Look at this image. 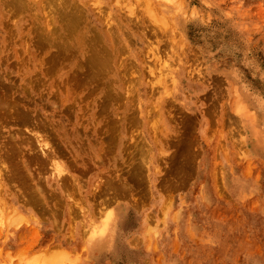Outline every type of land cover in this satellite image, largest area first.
I'll return each mask as SVG.
<instances>
[{
    "label": "rangeland",
    "instance_id": "374dc122",
    "mask_svg": "<svg viewBox=\"0 0 264 264\" xmlns=\"http://www.w3.org/2000/svg\"><path fill=\"white\" fill-rule=\"evenodd\" d=\"M10 1L0 0V25H3L0 27V82L5 81L4 85L0 83V93H2L0 96L6 93L5 97L8 101L10 96V110L14 111L12 108L15 106V109L20 110V107L24 109H22L23 116L20 114L21 111H17L18 113L15 111L8 113L11 115L10 118L4 117L9 116L8 114L1 113L7 107L0 111V127L4 125L1 127L2 129L0 128V132H2V134L0 133V145L5 146L0 148V159L3 160L0 161V200L3 199V204L0 201V206L2 205L0 207V210L2 209L0 212V236H2L0 237V264H264V0H22L20 4L23 6L20 4L15 6L20 0H17L18 2ZM73 6L74 8H72ZM48 7H53L54 10L52 12V9H49L52 14L49 13L47 16L52 15V17L50 16L51 20L46 25V21L50 19L46 14L44 15ZM68 7L72 8V13L76 10L77 13L82 11L81 17L79 16L80 18L77 19H81L80 23L79 21L73 22L74 20L69 22L66 19L71 25L77 24L73 27L69 25L74 32H69L71 28H68V23H65L66 16H63ZM58 10L63 11L61 17H64L62 19L64 25L60 14L56 13ZM69 14L70 11L68 14L66 13L67 18H74L73 14L72 16ZM40 15H44L43 21ZM101 15L106 19L104 21L110 22V25L108 22L106 25ZM57 18L60 19L56 20ZM3 19L4 21H2ZM5 22L10 23L12 27L7 26ZM35 22H37L38 27L42 24L40 29L31 27V25L36 24ZM91 24L93 30L97 31L100 36L97 39L101 42L97 40L98 44L96 45L97 34L94 37L92 30H90L92 29ZM24 25L25 28H22ZM51 27L58 29L55 30ZM35 29L37 33L39 31L44 33L41 34V38L45 35L48 37L49 34L50 42L44 43V47L37 43L39 40L41 43L47 42V40L42 41L39 38L40 33L36 34ZM65 30L71 33V37ZM63 35L64 37H62ZM26 37H30V40L35 38V40L32 39L33 42L29 39L26 41ZM69 37L70 39H68ZM91 37L94 40L90 39ZM128 37L131 38L128 39ZM85 38L89 41L87 39L83 41ZM113 39H116V43L111 42ZM65 43H68L66 47L67 45L70 47L69 58L67 56L69 47L68 50L59 48L65 47ZM121 43H124V46ZM25 44L30 45L25 47ZM60 44L61 46H58ZM89 44L91 48L95 47V54L110 52L111 59L105 62H109L111 65L108 67V63L105 64L107 67H103L104 71L108 68L105 74H102L101 66L97 68L99 61L95 60L96 64L94 65H97L95 68L102 75L95 68L94 70L93 66L86 65L85 60L90 59L87 56L94 55L91 50H88ZM101 44L105 45L101 46ZM56 45L58 48L55 47ZM87 45L89 46L87 47ZM99 47H107L108 49L104 48L105 51H102L101 48L100 52L97 50ZM118 48L122 52L126 49L125 53H121ZM50 49L51 54L55 56L50 54ZM117 50L121 53L119 57H116L119 54ZM63 53H66L65 59H56L57 54L60 58H64ZM43 55H47L46 58ZM99 55L94 56L98 57ZM19 57L22 59L21 62ZM53 57H56L55 61ZM94 58L92 57V59ZM98 58L95 59L98 60ZM101 58L99 60L104 64V58H102L103 61ZM125 58L128 59L125 60ZM17 60L21 63L20 65ZM82 60L86 66L92 69L91 72L94 75H91L93 76L91 79L98 80L100 82L99 87L97 86L98 81L95 82L89 78L87 79L93 83L87 82L88 84H85L84 81L91 72L88 69V74L84 75L87 72L83 69L85 68L84 62L81 63L83 65H79V67H83V71L77 74L78 69H81L76 68V61L82 62ZM25 61L29 63L30 67ZM131 63L135 67H132ZM91 64L93 65V63ZM128 64L130 70L127 71L126 65ZM167 66L169 67L167 68ZM20 67L23 69L21 70ZM71 68H76V71H71ZM120 68L124 73L122 71H120L122 74L118 73ZM39 71L40 73H38ZM46 71L50 73L48 74ZM69 71L73 72L74 75L77 74L75 75L76 78L74 76L76 80ZM34 73L35 75H33ZM98 74L99 79H94ZM83 75L85 79L81 82ZM70 76L73 79H69ZM24 77H27L28 80ZM33 77L36 80H30ZM40 77H44L43 81L39 80L42 79ZM33 81H36V89L32 87V85L35 86ZM109 82L110 87L113 88L107 87L114 92L106 89L105 86L109 85ZM6 84L10 87H7ZM92 84L97 86L96 89H91L94 86ZM63 85L65 86L63 87ZM74 86L76 87V89L74 88L75 91ZM55 89L57 93L54 91ZM72 89L74 97H72ZM102 89L106 91L103 92L105 94H102ZM39 92L41 93L39 94ZM50 92L54 99L56 98L55 100ZM109 92L113 94L111 95ZM15 94L21 99L19 101V98H14V102L17 101L18 103L16 105L11 102ZM99 95L103 96L100 97ZM106 95L108 96L105 102L103 97ZM21 96L25 97V100ZM81 96H85L83 97L84 100ZM89 96L91 99L88 98ZM109 96L112 99L114 96L117 97V100L114 98L117 103L113 104L114 101ZM3 97L4 95L2 98L0 97L3 100V102L0 100V105L4 104V100H7ZM35 97L37 98L35 99ZM87 98L88 100H86ZM98 99L105 103L98 102ZM39 100L40 102H38ZM99 103L98 107L97 104ZM46 104L49 105L47 109ZM1 106L3 107V105ZM26 107L31 109H26ZM104 107L105 111H99V114L98 110L104 109ZM63 108L64 110H62ZM9 109L6 112H10ZM26 110L31 112L27 111L26 114ZM28 112L32 118L27 116L26 119L24 116L28 115ZM79 112L81 114H78ZM96 112L97 115H95ZM108 113L109 115H107ZM13 115L18 117L15 120H19L18 122H23L22 119H26L30 123L31 119L34 122L38 117L43 124L40 125L42 123L40 120L31 122L33 126L27 124L26 120L24 122L27 125L24 122L25 125L19 124L12 121L17 118H13ZM104 115L107 116L108 120ZM19 116L24 118L20 121ZM109 122L112 124L108 125ZM46 123H48L47 126L44 125ZM75 123L78 126L74 125ZM34 125H38L39 128L34 127ZM97 126L98 129H96ZM8 128L13 130V133H10L12 131ZM14 128L17 131L19 128L18 132L20 133L15 132ZM20 130H23V133ZM24 131H26L25 134ZM108 134H113L115 139L113 138V141L107 140V137L110 136ZM5 135H8V139ZM9 136H12V141L18 138V140L16 139L18 142L14 140L16 147L24 146L22 149L21 147H19L20 149L17 148L19 152L21 151L19 154L17 150H13L14 145L10 151L7 148L11 143ZM23 136L27 139H24L25 142L21 140ZM38 136H40L39 143H41L40 141H43L44 144L50 142L52 144L48 145L51 147L48 148V145H45L48 148L45 149L44 144L41 147L36 142L35 145L40 148L34 146V142L31 143L30 139L35 141L37 137L38 141ZM45 136L51 137V139L48 141ZM103 136L104 140H102ZM20 137L22 138L20 139ZM28 138L33 144H30L31 149L28 148ZM83 141L87 146L86 148L82 143ZM8 142L10 143L7 144ZM53 142L56 145L60 142V146H56ZM53 146L56 148L54 149ZM62 146L64 151L61 150ZM35 147L36 149H34ZM43 147L47 152L42 150ZM23 148L28 152L32 151V153L25 154L24 152L27 151ZM4 149H7L9 154L13 156V159H9L11 161H8L10 156ZM39 149L42 152L38 151ZM23 153L25 156L22 155ZM42 153L45 157H41ZM35 154L39 157L33 158V160L32 155L34 157ZM49 155L52 156V161L55 159L54 162L57 165L53 164L55 165L53 166L51 165L52 162H48L45 166L44 158ZM63 155L65 156L63 157ZM2 156L6 159H3ZM50 156L47 158L49 161L51 160ZM27 157H30L31 163ZM12 160L13 162L18 161L14 163L15 166L9 165L10 162L13 163ZM96 160L103 162L97 163ZM88 162L91 164V169L89 167L88 172L83 171L84 168L88 169L87 166L90 165ZM38 164L43 166L41 165V170L37 173L35 171H39L37 169ZM2 165L4 169L1 168ZM19 165H22V168ZM18 166L19 168H17ZM98 169L99 171H97ZM132 169L135 170L133 173ZM4 170L6 173H3ZM81 172L82 174H80ZM39 174H43L42 177H39ZM56 174L60 176L57 175V178ZM64 174L67 177H69L68 174L70 177L73 176L72 179L70 177L69 179L65 178V180H69L65 183L69 184L67 185L69 187L61 184V181L62 183L65 182L64 178L61 177V175L64 177ZM25 176L28 178L25 179ZM29 177L31 178L30 181ZM60 177L61 179H59ZM21 178L25 181L23 182ZM40 178L43 182L39 180ZM74 178L75 180H73ZM109 178L113 181L116 180L117 184H121L116 185L110 180L112 186L109 184L110 186L107 187L104 182H107ZM30 182L33 186L35 185L34 190L40 196L33 192L32 187L29 189L37 195H35L36 200L38 197L41 200L34 201V199L31 201L35 197L31 196L33 194L31 191L27 192L31 185ZM36 182L39 184L41 182V185L38 184L37 186ZM51 182L55 184L53 183V185ZM74 184L78 191L75 188L72 189ZM103 184L106 186L103 187ZM124 184L129 188H125ZM41 186L47 191L39 190L38 187ZM97 187L98 190H96ZM101 187L104 188L102 189L103 194ZM124 188L128 192H125ZM53 189L56 194L58 193L57 195H54ZM94 190L97 192H93ZM104 190L107 192L111 190L112 192H106V197ZM123 190L124 194H122ZM50 191L54 193L51 194ZM100 191L104 199L101 198V194L97 196ZM24 192L31 196L28 201H25L27 198L24 196ZM45 192L51 194L52 197L51 195V198L45 197L47 195ZM66 192L67 195H65ZM113 192L119 195L112 196ZM108 194H111L112 197L109 195L111 197L109 198ZM19 195L24 199L20 198ZM53 195L58 196V199L60 197V200L58 201ZM69 196L70 199H68ZM114 196L115 198H113ZM77 197L82 201L81 204L84 203L80 206L74 200L77 204L71 205L70 203ZM105 197L107 200H111L107 201ZM49 199L50 201H48ZM101 201L106 204L103 205ZM41 202L44 206L41 205ZM55 203L57 204L55 205ZM76 208L79 211H76ZM97 208L101 211H98ZM69 210L71 214H69ZM16 212L23 215L19 214V216ZM39 212L42 213V216ZM17 215L18 217L25 216L28 219L26 220L27 223L22 217L23 222H18ZM70 216L73 219L72 223H70ZM3 217L8 219L4 220ZM54 219L55 221H53ZM63 224L64 226H61ZM32 227L35 228L34 231H32ZM5 232L7 233L5 234ZM32 232L37 234L36 240L35 235L32 236ZM70 232H72V236ZM94 236L95 238H93ZM27 242L30 244L28 245ZM24 243H27L26 246Z\"/></svg>",
    "mask_w": 264,
    "mask_h": 264
},
{
    "label": "bare ground",
    "instance_id": "6f19581e",
    "mask_svg": "<svg viewBox=\"0 0 264 264\" xmlns=\"http://www.w3.org/2000/svg\"><path fill=\"white\" fill-rule=\"evenodd\" d=\"M7 1L9 2L10 0H7ZM13 1L18 2L19 0H18V1H17V0H13ZM20 1H21V2H20ZM20 1H19V3H17V4H16V2L13 3V9H14V4H16L15 6H18V4L22 3V0H20ZM23 1H24V0H23ZM25 1H26V0H25ZM51 1H52V0H51ZM3 2H4V1H3ZM10 2H11V1H10ZM39 2H40V1H39ZM41 2H42V1H41ZM43 3H44V2H43ZM75 3H76V2H75ZM24 4H25V2H24ZM44 4H45V6H47L46 3H44ZM9 5H10V4H9ZM20 5L23 6L22 4H20ZM20 5H19V7H20ZM11 7H12V5H11ZM19 7H18V8H19ZM61 7H62V5H61ZM42 8H43V7H42ZM50 8L52 9V12H53L54 8H53V7H50ZM50 8L48 7L47 11H48ZM55 8H57V7H55ZM72 8H74V6H73ZM72 8H71V9H72ZM75 8H76V7H75ZM0 9H1V8H0ZM51 9H50V10H51ZM62 9H63V7H62ZM68 9H69V10H68ZM68 9H67L66 13L68 14V11H70V14H69V15L72 16V14H73L74 18H72V17H68V18H67L66 13H64L65 15L62 14L63 16H66L65 19H64V20H65V23L67 24V23H68L67 21L72 22L73 20H74L73 22L79 21V23H80L81 19H80V20H77V19H79V18L81 17V15H82L81 12H82V11H81L80 13H77V10L74 9V10H76V12H75V11H74V12L77 13V14L75 15L74 12L72 13V10L70 9V7H68ZM16 10H18V9H16ZM22 10H23V9H22V7H21V11H22ZM50 10L48 11V13H46L47 11H46V12L44 11V12H45L44 15L46 14V16H47V14L49 15V13L52 14V12H51ZM59 10H60V8H59ZM59 10H58V12H56V13H57V14H60L59 16L61 17V13H63V11L60 12L61 10H60V11H59ZM79 10H80V9H79ZM3 11H4V10H3ZM19 11H20V9H19ZM35 11H36V10H35ZM10 12H11V11H10ZM10 12H9V13H10ZM78 12H79V11H78ZM2 13H3V12H2ZM19 13H20V12H19ZM27 13H28V12H27ZM42 13H43V12H42ZM42 13H41V14H42ZM32 14H33V13H32ZM35 14H36V13H35ZM103 14H104V13H103ZM12 15H13V14H12ZM44 15H43V16L40 15V17H42V18H41L42 21L44 20V19H43ZM77 15H78V17H76ZM104 15H105V14H104ZM106 15H107V13H106ZM3 16H4V15H3ZM13 16H14V15H13ZM50 16L52 17V15H50ZM50 16H49V17L47 16V17L50 18ZM57 16H58V15H57ZM59 16H58V17H59ZM79 16H80V17H79ZM101 16H103V15H101ZM101 16H100V17H101ZM1 17H2V16H1ZM7 17H8V16H7ZM9 17H10V16H9ZM15 17H17V16H15ZM15 17H14V20H15ZM47 17H46V20L48 19ZM105 17H106V16H105ZM2 18H3V17H2ZM17 18H18V17H17ZM17 18H16V19H17ZM21 18H22V17H21ZM36 18H38V16H36ZM55 18H56V17H55ZM63 18H64V17H61V21H62V23H63V21H64V20H62ZM106 18H107V17H106ZM0 19H1V18H0ZM18 19H19V18H18ZM31 19H32V18H31ZM58 19H60V18H57L56 20H58ZM66 19H67V21H66ZM68 19H71V20H68ZM75 19H76V20H75ZM107 19H110V18L108 17ZM12 20H13V18H12ZM50 20H51V18H50L49 20H47V21H46L47 23H45V24L48 25V23H49L48 21H50ZM104 20H106V19H105L104 16H103V21H104ZM2 21H4V19H3ZM17 21H18V20H17ZM33 21H34V19H33ZM38 21H39V19H38ZM59 21H60V20H59ZM28 22H29V20H28ZM57 22H58V21H57ZM93 22H94V21H93ZM104 22H106V21H104ZM107 22H108V21H107ZM107 22H106V25H107ZM12 23H13V21H12ZM35 23H36V24L34 25L35 27L31 25V27H32L33 29L36 28V27H38L37 22H35ZM50 23H51V22H50ZM77 23H78V22H77ZM108 23H109V25H110V22H108ZM5 24H7V23L5 22ZM14 24H15V23H14ZM24 24H25V23H24ZM27 24H28V23H27ZM45 24H44V26H45ZM56 24H57V23H56ZM75 24H76V23H75ZM75 24H74V25H75ZM93 24H94V23H93ZM104 24H105V23H104ZM1 25H2V24H1ZM1 25H0V27H1ZM9 25H10V23L7 24V26H9ZM25 25H26V24H25ZM25 25H24V27H22V28H25ZM36 25H37V26H36ZM63 25H64V23H63ZM69 25L72 26V27L74 26V25H71V23H70V24L68 23V24H67L68 28L70 27ZM76 25H77V24H76ZM2 26H3V25H2ZM5 26H6V25H5ZM28 26H29V25H28ZM41 26H42V24H41ZM41 26H39L38 28L40 29ZM52 26H53V25H52ZM55 26H56V25H55ZM90 26H92V29H90V30H92V33L94 34V37H96L95 35L97 34V37L95 38V42H97V43L92 42V43H95V45H96V44H98V41H97V40H99V39H97V38H100V36L98 35L99 33H97V31H94V30H93V29H94V28H93V25L91 24ZM90 26H89V28H91ZM104 26H105V25H104ZM11 27H12V26L10 25V28H11ZM48 27H49V26H48ZM62 27H63V26H62ZM75 27H77V26H75ZM108 27H110V26H108ZM26 28H27V27H26ZM43 28L45 29V27H43ZM51 28H55V27H51ZM56 28H57V27H56ZM56 28H55V30H56ZM63 28H64V27H63ZM70 28H71V27H70ZM104 28H105V27H104ZM36 29H37V28H36ZM36 29H35V32H36ZM57 29H58V28H57ZM65 29H66V28H65ZM72 29H73V28H71L69 32L73 31ZM105 29L107 30L108 28L106 27ZM6 30H7V29H6ZM30 30H31V28H30ZM41 30H42V28H41ZM68 30H69V29H68ZM108 30H109V29H108ZM117 30H118V29H117ZM12 31H13V30H12ZM21 31H22V30H21ZM37 31H39V30H37ZM50 31H51V29H50ZM65 31H66V30H65ZM28 32H29V31H28ZM55 32H56V31H55ZM67 32H68V31H66V33H67ZM69 32H68L67 34H68V36L71 37V33H69ZM73 32H74V31H73ZM95 32H96V33H95ZM21 33H22V32H21ZM38 33H40V31H39ZM38 33L36 32V34H38ZM46 33H47V32H46ZM48 33H49V32H48ZM66 33H64V34H66ZM41 34H42V32L40 33L39 38L42 39V41L46 39L47 42H44V41H43V43H41V40L38 39L40 42L38 41L37 44L40 43V44H42L41 46L44 47V46H43L44 43L47 44V43L50 42V40L48 39V38H49V34H48V37H46V35H45V36H43L42 38H41ZM43 34H44V33H43ZM43 34H42V35H43ZM124 34H125V33H124ZM126 34H127V33H126ZM126 34H125V35H126ZM29 35H30V34H29ZM58 35H59V34H58ZM121 35H122V34H121ZM125 35H124V36H125ZM127 35H128V34H127ZM31 36H33V35H31ZM37 36H38V35H37ZM37 36H36V38H38ZM59 36H60V35H59ZM89 36H91V35H89ZM62 37H64V35H63ZM66 37H67V36H66ZM70 37H69L68 39H70ZM92 37H93V36H92ZM92 37H91L90 39H93ZM126 37H127V36H126ZM26 38H27V39H25L26 41H27L28 39L30 40V37H29V38L26 37ZM50 38H51V37H50ZM53 38H54V37H53ZM53 38H52V39H53ZM55 38H56V36H55ZM129 38H131V37H128V39H129ZM32 39H33V38H32ZM32 39L30 40L31 42H33V41L35 40V38L33 39V41H32ZM62 39H63V38H62ZM65 39H66V38H65ZM86 39H87V38H85L83 41H85ZM128 39H127V40H128ZM48 40H49V41H48ZM93 40H94V39H93ZM93 40H92V41H93ZM103 40H104V39H103ZM115 40H116V39H113L111 42L114 41V42L116 43ZM64 41H65V40H64ZM87 41H89V39H87ZM99 41H100V40H99ZM104 41H106V40H104ZM54 42H55V41H54ZM100 42H101V41H100ZM107 42H108V41H107ZM121 42H122V41H121ZM25 43H27V42H25ZM89 43H90V42H89ZM118 43H119V41H118ZM127 43H128V42H127ZM31 44H32V43H31ZM46 44H45V45H46ZM51 44H54V43H51ZM58 44H59V43H58ZM61 44H62V43H61ZM61 44L58 45V46H61ZM66 44H68V43H65V45H64L65 47H59V48H60V49L63 48L64 50H65V49L68 50V47H69V46L67 45V47H66ZM82 44H83V43H82ZM86 44H87V42H86ZM90 44H91V43H90ZM90 44H89V45H90ZM121 44H122V43H121ZM123 44H124V43H123ZM123 44H122V45H123ZM26 45H27V44H25V47H26ZM29 45H30V44H29ZM29 45H27V46H29ZM48 45H50V44H48ZM89 45H87V47H88ZM95 45H94V46H95ZM104 45H105V44H104ZM104 45L101 44V46H104ZM41 46H39V47H41ZM58 46L56 45L55 47L58 48ZM70 46H71V44H70ZM92 46H93V45H92ZM119 46H121V45H119ZM123 46H124V45H123ZM31 47H33V46H31ZM55 47L53 46V49H55ZM84 48H85V47H84ZM101 48H102V47H99L97 50L101 52ZM104 48H105V49H108L107 47H103V48H102V51H103V50L105 51ZM120 48H122V47H120ZM120 48H118V50H119ZM123 48H124V47H123ZM123 48H122V49H123ZM24 49H26V48H24ZM45 49H46V48H45ZM80 49H81V48H80ZM122 49H121V50H122ZM26 50H27V49H26ZM88 50H89V51L91 50V53L94 54V55H96V54L99 55V54H100V55L98 56V57H100V58L103 56L102 58H104V62L107 61L108 59H109V60L111 59V58H110V57H111V54H110L109 50H106V52H109V53H107V54H106L105 52H104L103 54H102V52H101V53L98 52V53L95 54V51H96V50H95V47H94V48H91V45H90V48H89ZM88 50L86 49V51H88ZM113 50H114V49H113ZM118 50H117V51H118ZM125 50H126V49H125ZM125 50H123V52L120 51V50H119V51H120L121 53H125ZM53 51H54V50H53ZM72 51H73V50H72ZM119 51H118L119 54L117 53L118 55H117L116 57H119V56H120L121 53H120ZM24 52H25V51H24ZM26 52H27V51H26ZM28 52H29V51H28ZM49 52H50V54L52 53L51 49L49 50ZM63 52H65V51H63ZM68 52H70V47H69V50L67 51V56L70 54V53H68ZM74 52H75V51H74ZM44 53H45V52H44ZM53 53H54V52H53ZM81 53H82V51H81ZM36 54H38V53H36ZM45 54H46V53H45ZM48 54H49V53H48ZM48 54H47V55H48ZM63 54H64V58H60V56H58V54H57V58H56V57H53V60H54L55 58H56V59H60V60H61V59H65V58H66V56H65L66 53H63ZM87 54H90V53H87ZM87 54H84V55L87 56ZM92 54H90V55H92ZM105 54H106V55H105ZM108 54H109V56H107ZM9 55H10V54H9ZM29 55H30V54H29ZM47 55H46V56H47ZM51 55L53 56L54 54H51ZM59 55H62V54H59ZM94 55H92V56H89V55H88L87 57L90 58L89 60H88L87 58H84V59H87V60H85V62H87L86 65H89V67H92V66H93L92 68L94 69L95 67H97V65H96V66L94 65V64H96L95 60H96L97 62L99 61V62L97 63V64H98V67H97V68H99V67L101 66V67H100V70L102 71V74H105V72H106V70H107L108 68L105 69V71H104V68H106L107 66L109 67V65H111V64H110L109 62H105L104 64L101 63V62H100L101 60H99L100 58H98L97 56H94ZM101 55H102V56H101ZM104 55H105L106 57H105ZM35 56H39V55H35ZM43 56H44V55H43ZM46 56H44V58H46ZM54 56H55V55H54ZM85 56H84V57H85ZM29 57H30V56H29ZM39 57H40V56H39ZM92 57H93V58H94V57H95V58H98V60L95 59V58L92 59ZM23 58H24V57H23ZM50 58H51V57H50ZM50 58H48V59H50ZM68 58H69V56H68ZM68 58H67V59H68ZM102 58H101V59H102ZM106 58H107V59H106ZM120 58H121V57H120ZM17 59H18V58H17ZM19 59H21V58L19 57ZM38 59H39V58H38ZM38 59H36V60H38ZM41 59H42V58H41ZM80 59H81V58H80ZM91 59L94 60V61L92 62ZM127 59H128V58H127ZM127 59L125 58V60H127ZM26 60H27V59H26ZM78 60H79V59H78ZM90 60H91V61H90ZM109 60H108V61H109ZM116 60H117V59H116ZM21 61H22V59L20 60V62H21ZM41 61H42V60H41ZM54 61H55V60H54ZM88 61H90V62L88 63ZM102 61H103V59H102ZM118 61H119V58H118ZM17 62H18V60H17ZM25 62H26V61H25ZM25 62H24V63H25ZM83 62H84V60H82V62H77V61H76L77 64H75V65H76V68L78 67V68L81 69V70H79V69L77 68V69H78L77 74H78V72L83 71V69H84L85 71H87V72H85V74H84V72H83V74L86 76V75L88 74V69H90V68H89L88 66L85 65V62H84V63H83ZM110 62H111V61H110ZM125 62L127 63L128 61H125ZM130 62H132V61L130 60ZM130 62H129V64H130ZM26 63H28V62H26ZM32 63H33V62H32ZM51 63H52V61L50 62V64H51ZM81 63L84 64V67H85V68L88 67V68H86L87 70H86L85 68H83V67H82L83 69H82L81 67H79V65H80ZM91 63H93V65H92ZM106 63H108V65H107ZM117 63H118V62H117ZM126 63H123V64H126ZM18 64L20 65L21 63L18 62ZM37 64H38V62H37ZM42 64H43V63H42ZM83 64H81V65H83ZM100 64H101V65H100ZM105 64H106L107 66H106ZM115 64H116V63H115ZM129 64L126 65V66H127V67H126V68H127V71H128V69L130 70V66H129ZM131 64H132V63H131ZM23 65H24V64H23ZM26 65H27V64H26ZM39 65H40V64H39ZM56 65H57V64H56ZM64 65H66V63H64ZM81 65H80V66H81ZM167 65H168V64H167ZM169 65H170V64H169ZM28 66H29V63H28ZM28 66H27V67H28ZM36 66H37V65H36ZM116 66L119 67L117 64H116ZM123 66H124V65H123ZM128 66H129V67H128ZM133 66H134V65L132 64V67H133ZM18 67H19V66H18ZM29 67H30V66H29ZM43 67L45 68L44 65H43ZM62 67H63V66H62ZM62 67H61V68H62ZM103 67H104V68H103ZM110 67H111V66H110ZM134 67H135V66H134ZM168 67H169V66H167V68H168ZM20 68H21V67H20ZM25 68H26V67H25ZM72 68H73V67H72ZM72 68H71V71H72V70H75V71H76V68H75V69H72ZM101 68H102L103 70H102ZM122 68H125V67H122ZM122 68H120V70L118 71V73H119L120 71H122ZM165 68H166V67H165ZM22 69H23V68H21V70H22ZM27 69H28V68H27ZM42 69H43V68H42ZM95 69H96V68H95ZM95 69H94V70H95ZM21 70H20V71H21ZM24 70H25V69H24ZM43 70H44V69H43ZM46 70H48L47 67H46ZM65 70H66V69H65ZM91 70H92V69H90V72H91ZM94 70H93V72L95 73ZM115 70H116V69H115ZM20 71H19V72H20ZM32 71H34V70H32ZM44 71H45V70H44ZM58 71H59V70H58ZM62 71H63V70H62ZM71 71H69V72L72 73V75H73L72 77L74 78V76L77 75V74L75 73V75H74V73L71 72ZM96 71H98V69H96ZM103 71H104V73H103ZM29 72H30V71H29ZM46 72H47L48 74L50 73V72H48V71H46ZM98 72L100 73V75H102L100 71H98ZM98 72H97V73H98ZM122 72H123V71H122ZM38 73H40V71H39ZM41 73H42V72H41ZM47 73H45V74L47 75ZM63 73H64V72H63ZM70 73H69V75H70ZM97 73H96V74H97ZM120 73H121V72H120ZM123 73H124V72H123ZM18 74H19V73H18ZM21 74H22V73L20 72V75H21ZM121 74H122V73H121ZM33 75H35V73H34ZM55 75H56V74H55ZM61 75H62V74H61ZM84 75H83V78H82L81 82H83L84 79H85V78H84V77H85ZM88 75H90V76L88 77ZM88 75H87V77H86V81H84V82H86V83H85L86 85L88 84L87 82H91V83H93L92 81H89L87 78L91 79V77H93V76H91V75H94V74L91 72V73H89ZM111 75H112V74H111ZM118 75H119V74H118ZM21 76H22V75H21ZM23 76H24V74H23ZM29 76H30V75H29ZM31 76H32V75H31ZM38 76H39V75H38ZM52 76H54V75H52ZM57 76H58V75H57ZM0 77H1V74H0ZM18 77H19V76H18ZM36 77H37V76H36ZM66 77H67V76H66ZM81 77H82V76H81ZM98 77H99V74L97 75V77L95 76L94 79H96V78H98ZM24 78H25V77H24ZM37 78H39V77H37ZM40 78H42V77H40ZM43 78H44V77H43ZM43 78H42V79H39V80H42V81H43ZM48 78H50V77H48ZM48 78H47V79H48ZM53 78H54V79H57L56 77H53ZM67 78H68V77H67ZM73 78H71V76H70L69 79H73ZM75 78H76V76H75ZM75 78H74V79H75ZM100 78H101V76H100ZM118 78H119V77H118ZM2 79H3V78H2ZM25 79L28 80L27 77H26ZM29 79H30V78H29ZM32 79H34V77L31 78L30 80H32ZM54 79H53V80H54ZM98 79H99V78H98ZM111 79H113V77H111ZM30 80H29V81H30ZM34 80H36V79H34ZM39 80H38V81H39ZM75 80H76V79H75ZM91 80H93V78H92ZM96 80H97V79H96ZM14 81L16 82V80H14ZM22 81H23V79H22ZM29 81H28V82H29ZM38 81H37V83H38ZM54 81H55V80H54ZM54 81H52V82H54ZM93 81H95V80H93ZM97 81H98V80H97ZM97 81H95V82H97ZM111 81H112V80H111ZM116 81H117V80H116ZM7 82H8V81H7ZM28 82H27V86H28ZM33 82H34V81H33ZM44 82H46V81H44ZM52 82H51V84H54V83H52ZM58 82H59V80H58ZM71 82H72V81H71ZM73 82H74V80H73ZM75 82H77V81H75ZM0 83H2V84L4 85V84H5V81H4V82L1 81ZM29 83H30V82H29ZM42 83H43V82H42ZM42 83H41V84H42ZM46 83H47V82H46ZM101 83H102V82H101ZM115 83H116V82H115ZM117 83H118V81H117ZM8 84H9V83H8ZM13 84H14V83H13ZM13 84H12V85H13ZM34 84H35V86L32 85V87H34V88L36 89V86H37L36 81L34 82ZM38 84H39V83H38ZM43 84H44V83H43ZM57 84H58V83H57ZM72 84H73V83H72ZM72 84H71V85H72ZM98 84H99V85H98ZM102 84H103V83H102ZM104 84H105V83H104ZM106 84H107V83H106ZM6 85H7V84H6ZM47 85H48V84H47ZM58 85L60 86V84H58ZM65 85H66V84H65ZM65 85H63V87H64ZM73 85H74V84H73ZM73 85H72V86H73ZM92 85H94V86L91 87V89H92V90H93L94 88L96 89L97 86H98V87L100 86V82H99V81L97 82V86H96L95 84H92ZM111 85H112V83H111ZM115 85H116V84H115ZM13 86H14V85H13ZM13 86H11V87H13ZM22 86H23V84H22ZM29 86H30V85H29ZM29 86H28V87H29ZM50 86H51V85H50ZM59 86H58V87H59ZM61 86H62V85H61ZM107 86L110 87V82H109V85L107 84L105 87H107ZM7 87H10V86L7 85ZM15 87H16V86H15ZM15 87H14V88H15ZM17 87H18V86H17ZM81 87H82V86H81ZM89 87H90V86H89ZM108 87L106 88L107 90H109V89L111 88V87H110V88H108ZM24 88H25V87H24ZM34 88H32V89H34ZM54 88H55V86H54ZM60 88H61V87H60ZM74 88L76 89L75 86L73 87V89H74ZM103 88H104V87H103ZM112 88H113V87H112ZM112 88H111V89H112ZM19 89H20V88H19ZM51 89H52V88H51ZM73 89H72V92H71L72 95H73L72 97H74V93H73V92L75 91V89H74V91H73ZM77 89H78V87H77ZM82 89H83V88H82ZM104 89H105V88H104ZM114 89H115V88H114ZM12 90H13V89H12ZM37 90H38V89H37ZM62 90H63V89H62ZM116 90H117V89H116ZM24 91H25V89H24ZM26 91H27V88H26ZM26 91H25V92H26ZM39 91H40V90H39ZM54 91L56 92V89H55ZM79 91H80V90H79ZM87 91H88V90H87ZM104 91H105V90H104ZM104 91H103V89H102V94H105V93H103ZM109 91H112V90H109ZM118 91L120 92V90H118ZM118 91H117V92H118ZM13 92H14V91H13ZM13 92H12V93H13ZM34 92H35V91H34ZM41 92H42V90H41ZM41 92H39V94H40ZM45 92L47 93V91H45ZM69 92H70V91H69ZM84 92H85V91H84ZM105 92H106V91H105ZM112 92H114V91H112ZM112 92H109V93L112 95V94H113ZM117 92H116V94H117ZM119 92H118V93H119ZM3 93H5V92H3ZM12 93H11V94H12ZM17 93H19V91H17ZM17 93H16V94H17ZM52 93H53V91H52ZM56 93H57V92H56ZM75 93H76V92H75ZM78 93H79V92H78ZM90 93L92 94L91 91H90ZM93 93H94V92H93ZM95 93H96V92H95ZM100 93H101V91H100ZM100 93H99V94H100ZM0 94H2V93H0ZM16 94H15V97H13V99L11 98V99L13 100V101H11V102H14V98L17 97ZM33 94H34V93H33ZM50 94H51V92H50ZM50 94H49V95H50ZM54 94H55V93H54ZM85 94H86V93H84V95H85ZM106 94H107V93H106ZM114 94H115V93H114ZM116 94H115V95H116ZM3 95H4V97H5V95H7V94L5 93V94H3ZM3 95H1L0 97L2 98ZM27 95L29 96V94H27ZM37 95H38V94H37ZM41 95H42V94H41ZM43 95H44V93H43ZM43 95H42V96H43ZM52 95H53V94H51V96H52ZM86 95H87V94H86ZM95 95H96V94H95ZM108 95H109V94H108ZM108 95H106V97H105V96L103 97L104 101H105V100L107 101L106 98H107ZM8 96H9V94H8ZM11 96H12V95H11ZM51 96H50V98H51ZM56 96H57V94H56ZM96 96H97V95H96ZM99 96H100V95H99ZM102 96H103V95H101L100 97H102ZM116 96H118V95H116ZM4 97H3V98H4ZM19 97H20V96H19ZM19 97H17L16 99H18ZM22 97H23V96H21V98H22ZM30 97H31V96H30ZM52 97H53V99H54V96H52ZM57 97H58V96H57ZM61 97H62V96H61ZM83 97H85V96H83ZM83 97L81 96L82 99H83ZM5 98H6V97H5ZM5 98H4V99H5ZM23 98H24L23 100H25V97H23ZM26 98H27V97H26ZM36 98H37V97H35V99H36ZM38 98H39V97H38ZM45 98H46V97H45ZM45 98H44V99H45ZM48 98H49V97H48ZM65 98H66V97H65ZM81 98H79L80 101H81ZM88 98L91 99L90 96H89ZM88 98H87L86 100H88ZM96 98H98V97H96ZM109 98H111V97L109 96ZM114 98H115V96H114ZM114 98H113V99L111 98L112 101H114ZM6 99H7V98H6ZM16 99H15V100H16ZM42 99H43V98H42ZM55 99H56V98H55ZM55 99H54V100H55ZM70 99H71V98H70ZM72 99H73V98H72ZM103 99H102V100H103ZM115 99L117 100V97H116ZM0 100H1V102H3L2 99H0ZM18 100L20 101L21 99L19 98ZM26 100H27V99H26ZM28 100H29V99H28ZM31 100H32V99H31ZM57 100H60V99H57ZM83 100H84V99H83ZM83 100H82V101H83ZM86 100H85V101H86ZM100 100H101V99H100ZM100 100L98 99V102H100V103L103 102V101H100ZM108 100H109V99H108ZM116 100H115V101H116ZM9 101H10V96H9ZM9 101H8V99H7L6 101L4 100V104H3V103L1 104V105H3V107L0 105V108H1L0 111H3V109L6 108V107H7V109H9V107H11V105H10L11 103H9ZM41 101H42V100H41ZM71 101H73V100H71ZM75 101H76V100H75ZM75 101H74V103H75ZM106 101H105V102H106ZM115 101L113 102V104L117 103V102H115ZM7 102H8V103H7ZM21 102H22V101H21ZM25 102H27V101H25ZM25 102H24V103H25ZM30 102H31V101H30ZM38 102H40V100H39ZM57 102H58V101H57ZM57 102H56V104H57ZM62 102H64V101L62 100ZM86 102H87V101H86ZM92 102H93V101H92ZM96 102H97V101H96ZM105 102H103V103H105ZM108 102H109V101H108ZM16 103H17V101H16ZM16 103L14 102L15 105H16ZM47 103H48V102H47ZM64 103H65V102H64ZM80 103H81V102H80ZM82 103H83V102H82ZM100 103L97 104L98 107H99ZM103 103H102V104H103ZM17 104H18V103H17ZM27 104H28V103H27ZM32 104H33V103H32ZM43 104H44V103H43ZM70 104H72V103H70ZM83 104H84V103H83ZM15 105H14V106H15ZM30 105H31V104H30ZM37 105H38V104H37ZM46 105H47V104H46ZM59 105H60V103H59ZM62 105H63V104H62ZM68 105H69V104H68ZM72 105H73V104H72ZM85 105H86V103H85ZM88 105H89V101H88ZM97 105H96V106H97ZM108 105H109V104H108ZM108 105H107V107H108ZM4 106H5V107H4ZM12 106H13V105H12ZM17 106H18V105H17ZM19 106H20V105H19ZM19 106H18V107H19ZM21 106H22V105H21ZM48 106H49V105L46 106V109L48 108ZM50 106H51V105H50ZM53 106H54V105H53ZM56 106H58V105H56ZM70 106H71V105H70ZM83 106H84V105H83ZM15 107H16V106H15ZM15 107L12 108V109H14V111L9 109L10 112H6L7 109H4L5 112L3 111V112H1V113H2V114L5 113V115H7L8 113H11V112L14 113V112L16 111V113H18V112L21 111L20 114H22V109H24V108L20 107V110H19L18 108L15 109ZM64 107H65V106H64ZM74 107H75V105H74ZM107 107H106V108H107ZM27 108H28V107H26V109H27ZM70 108H71V107H70ZM84 108H85V107H84ZM87 108H88V107H87ZM28 109H31V108H28ZM43 109H44V108H43ZM54 109H55V108H54ZM80 109H81V108H80ZM95 109H96V108H95ZM98 109H99V108H98ZM109 109H110V108H109ZM38 110H39V109H38ZM57 110H58V109H57ZM62 110H64V108H63ZM62 110H61V111H62ZM67 110H68V109H67ZM72 110H73V109H72ZM110 110H111V109H110ZM7 111H8V110H7ZM17 111H18V112H17ZM27 111H30V110H26L25 113H26ZM36 111H37V110H36ZM39 111H40V110H39ZM39 111H38V113H39ZM48 111H49V110H48ZM80 111L82 112V109H81ZM99 111H103V112H104V111H105V107H104V109H100V110H98V112H99ZM108 111H109V110H108ZM23 112H24V110H23ZM30 112H31V111H30ZM44 112H45V111H44ZM56 112H57V111H56ZM56 112H55V113H56ZM63 112H64V111H63ZM68 112H69V111H68ZM73 112H74V111H73ZM81 112H79L78 114H81ZM70 113H71V112H70ZM92 113H93V112H92ZM106 113H107V112H106ZM26 114H27V113H26ZM35 114H36V113H35ZM40 114H41V113H40ZM42 114H43V113H42ZM57 114H58V113H57ZM99 114H100V112H99ZM8 115H9V114H8ZM54 115H55V114H54ZM95 115H97V112H96ZM107 115H109V113H108ZM110 115H111V112H110ZM22 116H23V114H22ZM27 116H29L30 118H32V117H31V114H30L29 112H28V115H25L24 117L27 119V118H28ZM33 116H34V115H33ZM35 116H36V115H35ZM69 116H70V115H69ZM75 116H76V114H75ZM78 116H79V115H78ZM81 116H82V115H81ZM86 116H87V115H86ZM88 116H90V115H88ZM92 116H93V115H92ZM104 116H106V115H104ZM4 117H9V118H10L11 115H9V116H4ZM4 117H3V118H4ZM15 117H17V116H15ZM15 117H14V115H13V118H15ZM19 117H20V121H21L22 118H24V117H21V116H19ZM50 117H52V116H50ZM55 117H57V116H55ZM71 117H72V116H71ZM71 117H70V118H71ZM96 117H97V116H96ZM96 117H95V118H96ZM109 117H110V116H109ZM130 117H131V116H130ZM0 118H1V116H0ZM9 118H8V119H9ZM34 118H35V117H34ZM36 118H37V120L34 121V122H38V120H40V119H38V117H36ZM70 118H69V119H70ZM77 118H79V117H77ZM95 118H94V120H95ZM167 118H168V117H167ZM16 119H18V117L15 118V119L12 120V121H14V122L17 123L19 120H18V121H15ZM26 119H22V120L25 121ZM49 119H50V118H49ZM49 119H48V121H49ZM52 119H53V118H52ZM79 119H80V118H79ZM83 119H84V118H83ZM89 119H90V118H89ZM96 119H97V118H96ZM106 119H107V116H106ZM6 120H7V119H6ZM45 120H46V119H45ZM70 120H71V119H70ZM107 120H108V119H107ZM115 120H117V119L115 118ZM120 120H121V119H120ZM8 121L10 122V120H8ZM24 121H23V122H24ZM26 121H27V124H31V126H33L32 123H31V122H33L32 119L30 120V123H28V122H29L28 120H26ZM26 121H25V122H26ZM40 121H41V120H40ZM40 121H39V123H40ZM43 121H44V120H43ZM48 121H47V122H48ZM57 121H58V120H57ZM57 121H55V122H57ZM73 121H74V120H73ZM81 121H82V120H81ZM110 121H111V120H110ZM23 122L21 121V122H18V123H19V124H21V123L23 124ZM25 122H24V123H25ZM34 122H33V123H34ZM41 122H42V121H41ZM51 122H52V121H51ZM51 122H50V123H51ZM67 122H68V121H67ZM114 122H115V121H114ZM10 123H11V122H10ZM39 123H38V124H39ZM50 123H49V124H50ZM79 123H80V122H79ZM79 123H78V124H79ZM89 123H90V122H89ZM97 123H98V122H97ZM100 123H101V122H100ZM110 123H111V122H109L108 125H109ZM121 123H122V122H121ZM11 124H12V123H11ZM14 124H15V123H14ZM19 124H18V125H19ZM25 124H26V123H25ZM25 124H23V125H25ZM27 124H26V125H27ZM42 124H43V122H42L40 125H42ZM47 124H48V123H46V124H44V125L47 126ZM51 124H52V123H51ZM59 124H60V123H59ZM61 124H62V123H61ZM69 124H70V123H69ZM87 124H88V123H87ZM94 124H95V121H94ZM103 124H104V122H103V120H102V125H103ZM106 124H107V121H106ZM111 124H112V123H111ZM117 124H118V123H117ZM117 124H116V126H117ZM127 124H128V123H127ZM56 125H57V123H56ZM56 125H55V126H56ZM74 125H77V123H75ZM83 125H84V124H83ZM19 126H21V125H19ZM28 126H30V125H28ZM31 126H30V127H31ZM35 126L38 127V125H34V127H35ZM51 126H52V125H51ZM66 126H67V125H66ZM72 126H73V125H72ZM77 126H78V125H77ZM84 126H85V125H84ZM100 126H101V125H100ZM124 126H125V125H124ZM1 127H4V125L1 126ZM1 127H0V128H1ZM37 127H36V128H37ZM43 127H44V126H43ZM49 127H50V126H49ZM53 127H54V126H53ZM80 127H81V126H80ZM91 127H92V126H91ZM31 128H32V127H31ZM31 128H30V130H31ZM38 128H39V127H38ZM83 128H84V127H83ZM100 128H101V127H100ZM108 128H109V127H108ZM117 128H119V127H117ZM1 129H2V128H1ZM1 129H0V131H1ZM8 129L10 130V128H8ZM14 129H15V128H14ZM17 129H18V131H19V128H17ZM49 129H51V128H49ZM85 129H86V128H85ZM89 129H90V127H89ZM94 129H95V128H94ZM96 129H98V126L96 127ZM101 129H102V128H101ZM101 129H99V130L101 131ZM109 129H110V128H109ZM6 130H7V129H6ZM9 130H8V132H9ZM51 130H53V129H51ZM51 130H50V131H51ZM68 130H69V129H68ZM77 130H79V129L77 128ZM80 130H81V128H80ZM82 130H83V129H82ZM103 130H104V128H103ZM116 130H118V129H116ZM2 131H4V130H2ZM10 131H12V132H10V133H13V130H10ZM16 131H17V130L15 129V132H16ZM18 131H17V132H18ZM20 131H21V133H23V132H22L23 130H20ZM57 131H58V130H57ZM92 131H93V130H92ZM54 132H55V131H54ZM60 132H61V131H60ZM67 132H68V131H67ZM115 132H116V131H115ZM117 132H118V131H117ZM0 133L2 134V132H0ZM10 133H9V134H10ZM18 133H20V132H18ZM25 133H26V131H24V134H25ZM34 133H35V131L33 132V134H34ZM43 133H44V132H43ZM61 133H62V132H61ZM75 133H76V132H75ZM92 133H93V132H92ZM94 133H95V132H94ZM9 134H8V135H9ZM33 134H32V135H33ZM88 134H89V133H88ZM100 134H101V133H100ZM103 134H104V133H103ZM103 134H102V135H103ZM8 135H5L6 138L8 137ZM11 135H12V134H11ZM13 135H14V134H13ZM17 135H18V134H17ZM21 135H23V134H21ZM35 135H36V134H35ZM39 135H40V134H39ZM52 135L54 136V134H52ZM58 135H60V134H58ZM77 135H78V134H77ZM82 135H83V133H82ZM93 135H94V134H93ZM108 135H110V136L107 137V138H108L107 140H110V141L112 140V141H113V138H114V137L112 136L113 134H108ZM24 136H25V135H24ZM24 136H23V139H21L22 137H20V139H21L22 141H23L24 139H26V138H24ZM27 136H28V135H27ZM41 136H42V133H41ZM53 136H52V137H53ZM71 136H72V135H71ZM74 136H75V135H74ZM98 136H99V135H98ZM106 136H107V135H106ZM0 137H1V136H0ZM9 137H10V136H9ZM11 137H12V136H11ZM11 137H10V139H11ZM47 137H48V136H47ZM47 137L45 136V138H47ZM69 137H70V135H69ZM81 137H82V136H81ZM110 137H111V138H110ZM43 138H44V137H43ZM54 138H55V137H54ZM58 138H59V137H58ZM73 138H74V137H73ZM7 139H8V138H7ZM10 139H9V141H10L11 143H14V140H15V141L18 140V138H16L17 140L14 139L13 141H12V139H11V140H10ZM20 139H19V141H20ZM29 139H30V138H28V141H29V144H28L29 146H28V148L30 147V149H31L30 144L32 143V141L34 142V146H36L37 148H40V147H38L37 145H35V142H36V144L39 143L40 136H38V141H37V137L35 138V139H36L35 141H34V139H33V140L30 139V140H31V143H30V140H29ZM49 139H51V137L47 138L46 140L49 141ZM55 139H57V137H56ZM55 139H54V140H55ZM80 139H81V138H80ZM90 139H91V138H90ZM114 139H115V138H114ZM2 140H3V139H2ZM4 140H6V139H4ZM26 140H27V139H26ZM26 140H24V142H25ZM41 140H42V139H41ZM43 140H44V139H43ZM59 140H60V139H59ZM62 140H63V139H62ZM86 140H87V139H86ZM102 140H104V136L102 137ZM178 140L181 141V139H178ZM28 141H27V142H28ZM50 141L52 142L53 139L50 140ZM60 141H61V140H60ZM68 141H69V140H68ZM97 141H98V140H97ZM110 141H108V142H110ZM114 141H115V140H114ZM10 142H8L7 144H9ZM17 142H18V141H17ZM24 142H23V143H24ZM40 142L42 143L43 141H40ZM44 142H45V141H44ZM72 142H73V141H72ZM78 142H79V141H78ZM95 142H96V141H95ZM95 142H94V143H95ZM99 142H100V141H99ZM102 142H103V141H102ZM115 142H116V141H115ZM11 143H10L11 146L9 145L10 147L6 145L7 148L9 149V151H10V148L13 147L12 145L15 146V147H13V148H14L13 150H17V148L20 149L19 147H21V146H17V147H16L15 143H14V144H11ZM41 143H39L38 145L42 147V145H43L44 143H42V144H41ZM57 143H58V142H57ZM59 143H60V142H59ZM59 143H58V145H56V144L53 142V144H55L56 146H60ZM75 143H76V142H75ZM82 143L84 144L85 142L83 141ZM1 144H2V143H1ZM5 144H6V143H5ZM18 144L20 145V143H18ZM48 144L51 145L52 143L49 142ZM48 144H44L43 146L48 145ZM79 144H80V142H79ZM2 145H4V144H2ZM21 145H22V144H21ZM31 145H33V144H31ZM50 145H48V148L51 147ZM68 145H69V144H68ZM84 145H85V144H84ZM94 145H95V144H94ZM113 145H115V144H113ZM0 146H1V145H0ZM56 146H53L54 149L56 148ZM63 146H64V145H63ZM63 146L61 147V150L63 149ZM74 146H76V145H74ZM81 146H82V145H81ZM81 146H80V147H81ZM96 146H97V144H96ZM111 146H112V145H111ZM3 147H5V146H1L0 148H3ZM22 147H24V146L22 145ZM22 147H21V149H22ZM32 147H33V146H32ZM36 147H35L34 149H36ZM86 147H87V146L85 145V148H86ZM108 147H109V144H108ZM26 148H27V147H26ZM28 148H27V149H28ZM46 148H47V146H45V149H46ZM48 148H47V149H48ZM82 148H84V147H82ZM23 149H25V148H23ZM41 149H42V148H41ZM41 149H39L38 151L42 152V150H44V147H43L42 150H41ZM80 149H81V148H80ZM13 150L11 149V151H13ZM28 150H29V149H28ZM65 150H66V149H65ZM104 150H105V149H104ZM4 151H7V152H8L7 149H6V150L4 149ZM17 151H18V150H17ZM23 151H24V150H23ZM25 151H27V150L25 149ZM35 151H36V150H35ZM44 151L47 152V150H44ZM44 151H43V152H44ZM50 151H51V149H50ZM63 151H64V149H63ZM66 151H67V150H66ZM80 151H81V150H80ZM82 151H83V150H82ZM98 151H99V150H98ZM101 151H102V150H101ZM20 152H21V151H20ZM20 152L18 151V154H19ZM36 152H37V151H36ZM36 152H34V153H36ZM40 152H38V153L40 154ZM71 152H72V151H71ZM9 153H10V152H8V156H10V157H12V158L9 157V158H8V161H11V160H9V159H13V156H12L11 154H9ZM15 153H16V152H15ZM15 153H12V154L15 155ZM24 153H25V154H27V153L30 154V153H32V151H31V152H28V151H27V152H24ZM24 153H23L22 155L25 156ZM38 153H37V154H38ZM53 153H54V152H53ZM68 153H69V151H68ZM68 153H67V154H68ZM81 153H82V152H81ZM83 153H84V152H83ZM100 153H102V152H100ZM37 154H35L34 157H33V155H32V159H33V158H36V157H39V156H37ZM47 154H48V153H47ZM60 154H62V153H60ZM60 154H57V155H60ZM63 154H65V153H63ZM1 155H2V154H1ZM27 155H28V154H27ZM43 155H44V153H42L41 157H45V156H43ZM98 155H99V154H98ZM102 155H104V154L102 153ZM102 155H101V156H102ZM6 156H7V155H6ZM20 156H21V155H20ZM20 156H19V157H20ZM24 156H23V157H24ZM29 156H30V155H29ZM49 156H50V155H49ZM49 156H48V157H49ZM53 156H54V155H53ZM64 156H65V155H63V157H64ZM71 156H72V155H71ZM99 156H100V155H99ZM2 157H3V156H2ZM30 157H31V156H30ZM30 157H27V158L29 159V162H30ZM41 157H40V159H41ZM46 157H47V156H46ZM48 157H47V158H48ZM68 157H69V156H68ZM68 157H67V159H68ZM94 157H95V156H94ZM21 158H22V156H21ZM27 158H26L25 160H27ZM47 158H44V162H43V163L45 164V166H46V164H47L48 162H49V163L52 162L51 165H53V164L57 165V164L54 162L55 159H54V161H52V160H53V159H51L52 156H50V159H51L50 161L47 160ZM65 158H66V157H65ZM80 158H81V157H80ZM83 158H84V160H85V157H83ZM86 158H87V156H86ZM92 158H93V157H92ZM92 158H91V159H92ZM3 159H6V158L3 157ZM38 159H39V158H38ZM88 159H89V157H88ZM93 159H94V158H93ZM102 159H103V158H102ZM102 159H101V160H102ZM16 160H17V159H16ZM16 160H15V161H16ZM33 160H34V159H33ZM35 160H36V159H35ZM69 160H70V158H69ZM76 160H77V159H76ZM101 160H99V161L96 160V161H97V163H98V162H100ZM0 161L2 162L3 160L0 159ZM45 161H46V162H45ZM71 161L73 162V160H71ZM79 161H80V160H79ZM85 161H87V160H85ZM6 162H7V161H6ZM12 162H13V160H12ZM17 162H18V161H17ZM17 162H13V163L10 162L9 165L12 164L13 166H15L14 163H17ZM24 162H25V161H24ZM27 162H28V160L26 161V163H27ZM53 162H54V163H53ZM83 162H84V161H83ZM101 162H103V161H101ZM101 162H100V163H101ZM7 163H8V162H7ZM30 163H31V162H30ZM73 163H74V162H73ZM86 163H87V162H86ZM88 163H89V162H88ZM2 164H5V163H2ZM27 164H28V163H27ZM33 164H35V163H33ZM33 164H32V165H33ZM89 164H90V163H89ZM0 165H1V164H0ZM9 165H7V166H9ZM41 165H42V164H41ZM41 165H39V164H38V166L36 165V166H37V169H39V171H35V172H37V173L40 172V170H41L40 168L43 166V165H42V166H41ZM55 165H53V166H55ZM76 165H77V164H76ZM102 165H103V164H102ZM7 166H6V167H7ZM19 166H20V165H19ZM19 166H18L17 168H19ZM21 166H22V165H21ZM21 166H20V167H21ZM39 166H40V167H39ZM45 166H44V168H45ZM77 166H78V165H77ZM77 166H76V167H77ZM81 166H82V165H81ZM90 166H91V164L87 166L88 169H85V168H84L83 171H84V170H86V171L89 170V167H90ZM34 167H35V165H34ZM38 167H39V168H38ZM100 167H101V166H100ZM1 168L4 169L3 165L1 166ZM9 168H10V167H9ZM21 168H22V167H21ZM28 168H29V167H28ZM80 168H81V167H80ZM80 168H79V170H80ZM6 169H7V168H6ZM11 169H12V168H11ZM13 169H14V168H13ZM35 169H36V168H35ZM37 169H36V170H37ZM77 169H78V168H77ZM90 169H91V167H90ZM134 169H135V168H134ZM134 169H132V173H133V170H134ZM26 170H27V169H26ZM81 170H82V168H81ZM6 171H7V170H6ZM12 171H13V170H12ZM76 171H77V170H76ZM83 171H82V172H83ZM97 171H99V169H98ZM134 171H135V170H134ZM2 172H3V171H2ZM51 172H52V171H51ZM51 172H50V173H51ZM69 172H70V171H69ZM77 172L79 173V171H77ZM82 172H81L80 174H82ZM87 172H88V171H87ZM129 172H130V171H129ZM3 173H6L5 170H4ZM23 173H24V172H23ZM28 173H29V172H28ZM28 173H27V174H28ZM43 173H44V170H43ZM0 174H1V173H0ZM24 174H25V173H24ZM48 174H49V173H48ZM69 174H70V173H69ZM69 174H68V176L70 177ZM83 174H84V173H83ZM16 175H18V174H16ZM36 175H37V174H36ZM40 175H41V174H39V177H42L43 174H42L41 176H40ZM49 175H50V174H49ZM57 175L60 176L59 174H56V176H57ZM66 175H67V172H66ZM72 175H73V173H72ZM78 175H79V174H78ZM4 176H5V175H4ZM28 176H29V175H28ZM37 176H38V175H37ZM58 176H57V178H58ZM7 177H9V176H7ZM25 177H26V176H25ZM33 177H34V176H33ZM47 177H48V176H47ZM61 177L64 178V180H65V178H66L67 176H65V174H64V177H63V175H61ZM61 177H60L59 179H61ZM69 177H67V179H69ZM71 177H73V176H71ZM71 177H70V179H72ZM79 177H80V176H79ZM2 178H3V177H2ZM5 178H6V176H5ZM9 178L11 179V177H9ZM23 178H24V177H23ZM23 178H21V180H22ZM27 178H28V177H26L25 179H27ZM29 178H30V177H29ZM43 178H44V177H43ZM80 178H82V176H81ZM25 179H24V181H25ZM36 179H37V178H36ZM46 179H47V178H46ZM67 179L65 180L64 183H62V181H61V184L64 185L67 181L69 182V180H67ZM1 180H2V179H1ZM13 180H15V179L13 178ZM30 180H31V178L29 179V181H30ZM39 180L43 182V180H42L41 178H40ZM64 180H63V181H64ZM73 180H75V178H74ZM73 180H71V181H73ZM81 180H83V179H81ZM110 180H111V178H109V180H107V182H109ZM6 181H7V179H6ZM17 181H19V180H17ZM22 181H23V180H22ZM24 181H23V182H24ZM52 181H53V180H52ZM111 181H112V182H115L116 185H120V184H121V183L117 184V183H116V180H114V181L111 180ZM26 182H27V181H26ZM37 182H39V181H37ZM37 182H36V183H37ZM59 182H60V181H59ZM107 182H104V183L107 184V187H108V185H109L110 183H112V182H109V183H107ZM117 182H118V181H117ZM120 182H121V181H120ZM28 183H29V182H28ZM45 183H46V182H45ZM53 183H54V182H51V184H53ZM70 183H71V182H70ZM123 183H124V182H123ZM0 184H1V183H0ZM30 184H31V182H30ZM38 184H39V183H37V186H38ZM42 184H43V183H42ZM54 184H55V183H54ZM54 184H53V185H54ZM75 184H76V181H75ZM75 184L73 185V188H72V189L75 188ZM105 184H103V185H104L103 187L106 186ZM115 184H114V186H116ZM40 185H41V182H40L39 186H40ZM43 185H44V184H43ZM43 185H42V186H43ZM46 185H47V184H46ZM67 185H69V184H65V186H67ZM76 185H77V184H76ZM110 185L112 186V184H110ZM110 185H109V186H110ZM1 186H2V185H1ZM34 186H35V185H34ZM34 186H33V184H31V185L28 187V189H29L30 187H32V188H33V189H32L33 192H35L36 194H38L37 191L34 190ZM42 186H41L40 188L38 187V189H39V190H40V189L45 190ZM51 186H52V185H51ZM56 186H57V185H56ZM124 186H125V188L128 187V186H126L125 184H124ZM44 187H45V185H44ZM67 187H69V186H67ZM45 188H46V187H45ZM50 188H51V187H50ZM125 188H124V189H125ZM128 188H129V187H128ZM35 189H36V188H35ZM51 189H52V188H51ZM66 189H67V188H66ZM66 189H65V191H67ZM70 189H71V188H70ZM75 189H76V188H75ZM98 189H99V188L97 187L96 190H98ZM102 189H104V188L101 187V191H102V194H103V190H102ZM122 189H123V188H122ZM2 190H3V189H2ZM17 190H18V189H17ZM32 190L29 189V190H27V192H28V191H31V192H32ZM49 190H50V189H49ZM53 190H54V189H53ZM76 190H77V189H76ZM96 190H94L93 192H95ZM106 190H108V189H106ZM111 190H112V189H111ZM111 190L109 191L110 193L112 192ZM113 190H114V189H113ZM11 191H12V190H11ZM45 191H47V190H45ZM59 191H60V190H59ZM59 191H58V192H59ZM77 191H78V190H77ZM101 191H100V193H97V196L101 194ZM116 191L118 192V190H116ZM116 191H115V192H116ZM121 191H122V190H121ZM126 191L128 192V190L125 189V192H126ZM130 191H131V190H130ZM1 192H2V191H1ZM27 192H26V193L24 192V196L27 198V200H25V201H28V198L30 199L31 196H34V197H35V195H36V194H34V193L32 192L34 195L32 194L31 196H29L30 194L27 193ZM48 192H49V191H48ZM51 192H52V193H51ZM54 192H55V190H54ZM54 192H53V191H50L51 194H53ZM81 192H82V191H81ZM96 192H97V191H96ZM104 192H105V193H104V196L107 197V193H109V192H107V191H105V190H104ZM106 192H107V193H106ZM16 193H17V192H16ZM45 193H46V192H45ZM64 193H65V192H64ZM119 193H120V192H119ZM20 194H21V193H20ZM28 194H29V195H28ZM46 194H47V195H46L45 197H47V198L50 197V195H51V194H48V193H46ZM55 194H56V192L54 193V195H55ZM57 194H58V193H57ZM57 194H56V195H57ZM68 194H70V193H68ZM102 194H101V198H103V197H102ZM122 194H124V190H123V193H122ZM132 194H133V192H132ZM1 195H2V194H1ZM4 195H5V194H4ZM27 195H28V197H27ZM54 195H53V197H56V198L58 199V196H54ZM65 195H67V192H66ZM109 195L111 196V194H108V197L111 198L113 195L117 196V195H119V194L117 193V195H116V193L114 194V192H113V194H112L111 197H110ZM120 195H121V194H120ZM19 196H20V198L22 197L21 195H19ZM36 196H37V195H36ZM38 196H40V195L38 194ZM42 196H43V195H42ZM115 196H114L113 198H115ZM51 197H52V195H51ZM51 197H50V198H51ZM78 197H79V194H78ZM78 197H77V199H78ZM106 197H105V198H106ZM2 198H3V197H2ZM38 198H39V197H38ZM38 198H37V200H36V197H35V198L31 199V201H33L34 199H35L34 201L41 200V199H38ZM42 198L44 199V197H42ZM56 198H55V199H56ZM62 198H63V197H62ZM70 198H71V197L69 196L68 199H70ZM74 198H75V197H74ZM113 198H112V199H113ZM0 199H1V198H0ZM4 199H5V198H4ZM22 199H24V198L22 197ZM22 199H21V200H22ZM45 199H46V198H45ZM55 199H54V201H56ZM77 199H73V201H72L70 204H71V205H72V204H77L76 202H78V203L80 204V206H81V205L84 203V202H83V203L81 204L82 201L78 199V200L80 201V202H79ZM103 199H104V198H103ZM103 199H102V200H103ZM18 200H19V199H18ZM59 200H60V197H59L58 201H59ZM64 200H65V199H64ZM74 200H76V202H75ZM106 200H107V198H106ZM108 200H111V199H108ZM108 200H107V201H108ZM0 201H1V200H0ZM48 201H50V199H49ZM103 201H104V200H103ZM107 201H104V202L107 203ZM1 202H2V204H3V199H2ZM19 202H20V201H19ZM136 202H137V201H136V199H135V203H136ZM23 203H24V202H23ZM26 203H27V202H26ZM101 203H103V202L101 201ZM101 203H100V205H101ZM106 203H103V205L106 204ZM0 204H1V203H0ZM56 204H57V203H55V205H56ZM59 204H60V203H59ZM67 204H68V203H67ZM98 204H99V202H98ZM39 205H40V204H39ZM41 205L44 206V204H42V202H41ZM62 205H63V204H62ZM100 205H99V206H100ZM246 205H247V204H246ZM25 206H26V204H25ZM75 206H76V205H75ZM78 206H79V205H77V208H78ZM96 206H97V205H96ZM96 206H95V207H96ZM0 207H2V205H1ZM9 207H10V206H9ZM13 207H15V206H13ZM55 207L57 208V206H55ZM59 207H61V206L59 205ZM204 207H205V206H204ZM262 207H263V206H262ZM53 208H54V207H53ZM53 208H52V209H53ZM62 208H63V207H62ZM77 208L75 209L76 211H77L78 209L81 211L80 208H78V209H77ZM85 208H86V207H85ZM85 208H84V209H85ZM7 209H9V208H7ZM7 209L5 210V212L7 211ZM59 209H61V208H59ZM59 209H58V210H59ZM68 209H69V207H68ZM94 209H95V208H94ZM97 209H98V211H101L99 208H97ZM205 209H206V208H205ZM42 210H43V209H42ZM42 210H41V211H42ZM45 210H46V209H45ZM53 210H54V209H53ZM53 210H52V211H53ZM79 210H78V211H79ZM1 211H2V209L0 210V212H1ZM25 211H26V210H25ZM36 211H37V210H36ZM43 211H44V210H43ZM72 211H73V209H72ZM76 211H75V212H76ZM211 211H212V210H211ZM11 212H12V211H11ZM30 212H31V211H30ZM46 212H47V211H46ZM55 212H56V211H55ZM69 212H70V210H69ZM69 212H68V213H69ZM44 213H45V211H44ZM57 213H58V211H57ZM57 213H56V214H57ZM97 213H99V212H97ZM97 213H96V214H97ZM4 214H5V213H4ZM16 214H18V212H16ZM16 214H14V215H16ZM19 214H21V213L19 212ZM19 214H18V215H19ZM24 214H25V213H24ZM34 214H35V213H34ZM34 214H33V215H34ZM39 214H41V216H42V213H41V212H39ZM48 214H49V212H48ZM58 214H59V213H58ZM58 214H57V215H58ZM69 214H71V212H70ZM78 214H79V212H78ZM100 214H101V212H100ZM100 214H99V216H100ZM18 215H17V217H18ZM21 215H23V214H21ZM54 215H55V214H54ZM60 215H61V214H60ZM62 215H63V214H62ZM97 215H98V214H97ZM114 215H115V214H114ZM5 216H6V215H5ZM19 216H20V215H19ZM30 216H31V213H30ZM36 216H38V215H36ZM41 216H40V217H41ZM55 216H56V215H55ZM76 216H77V215H76ZM213 216H214V215H213ZM15 217H16V216H15ZM15 217H14V218H15ZM21 217H22V216H21ZM21 217H18V218H19V220H17L18 222H19V221H22V218H25V219H23L24 222H26V220H28V219H26L25 216L22 217V218H21ZM32 217H33V216H32ZM40 217H39V218H40ZM43 217H44V216H43ZM58 217H59V216H58ZM35 218H37V217H35ZM60 218H61V217H60ZM70 218H71V222H70V223H72V222H73V221H72V220H73V219H72V216H70ZM217 218H218V217H217ZM0 219H1V218H0ZM3 219H4V220H5V219L7 220L8 218H7V217H6V218L3 217ZM3 219H2V220H3ZM20 219H21V220H20ZM30 219H31V217H30ZM45 219H46V218H45ZM35 220H36V219H35ZM17 221H16V223L18 224ZM53 221H55V219H54ZM67 221H68V220H67ZM9 222H12V221H9ZM22 222H23V221H22ZM26 223H27V222H26ZM45 223H46V222H45ZM66 223H67V222H66ZM70 223H69V226H70ZM107 223H108V222H107ZM10 224H11V223H10ZM34 224H36V223H34ZM54 224H55V222H54ZM57 224H58V221H57ZM8 225H9V223H8ZM24 226H25V225H24ZM37 226H38V225H37ZM54 226L57 228L56 225H54ZM54 226H53V227H54ZM59 226H60V225H59ZM61 226H64V224L61 225ZM89 226H90V225H89ZM250 226H251V225H250ZM15 227H16V226H15ZM28 227H29V225H28ZM35 227H36V226H35ZM55 227H54V228H55ZM71 227H73V226H71ZM262 227H263V226H262ZM13 228H14V227H13ZM32 228H33V227H32ZM56 228H55V230H56ZM60 228H61V227H60ZM69 228H70V227H69ZM69 228H68V229H69ZM36 229H37V228H36ZM62 229H63V228H62ZM62 229H61V230H62ZM261 229H262V228H261ZM10 230H11V229H10ZM14 230H15V229H14ZM34 230H35V228H33L32 231H34ZM57 230H58V229H57ZM71 230H72V228H71ZM93 230H94V229H93ZM18 231H19V230H18ZM53 231H54V230H53ZM62 231H63V230H62ZM69 231H70V230H69ZM69 231H67V232H69ZM84 231H85V230H84ZM84 231H83V232H84ZM13 232H14V231H13ZM22 232H23V231H22ZM36 232H37V230H36ZM67 232H66V233H67ZM83 232H82V233H83ZM0 233H1V232H0ZM6 233H7V232H5V234H6ZM32 233H33V232H32ZM32 233H31V234H32ZM47 233H48V232H47ZM51 233H52V232H51ZM247 233H249V232H247ZM2 234H4V233H2ZM21 234H23V233H21ZM52 234H53V233H52ZM70 234H71V236H72V232H70ZM11 235H12V234H11ZM19 235H20V234H19ZM33 235H35V234L33 233L32 236H33ZM40 235H41V234H40ZM49 235H50V234H49ZM73 235H74V234H73ZM83 235H84V234H83ZM24 236H25V235H24ZM29 236H30V235H29ZM32 236H31V237H32ZM50 236H51V235H50ZM236 236H237V235H236ZM0 237H2V236H0ZM27 237H28V236H27ZM36 237H37V234H36L35 237H34L35 240H36ZM34 238H33V241H34ZM89 238H90V237H89ZM91 238H92V237H91ZM93 238H95V236H94ZM102 238H103V237H102ZM13 239H14V238H13ZM31 239H32V238H31ZM57 239H58V237H57ZM260 239H261V238H260ZM37 240H38V239H37ZM93 240H94V239H93ZM262 240H263V239H262ZM6 241H7V240H6ZM22 241H23V240H22ZM25 241H26V240H25ZM28 241H30V240L28 239ZM0 242H1V241H0ZM12 242H13V241H12ZM20 242H21V241H20ZM35 242H36V241H35ZM96 242H97V241H96ZM263 242H264V241H263ZM4 243H5V242H4ZM4 243H3V244H4ZM21 243H22V242H21ZM27 243H28V242H27ZM27 243H26V244H27ZM37 243H38V242H37ZM47 243H48V242H47ZM49 243H50V242H49ZM24 244H25V243H24ZM26 244H25V246H26ZM29 244H30V243H28V245H29ZM34 244H35V243H34ZM55 244H56V243H55ZM55 244H54V245H55ZM262 244H263V243H262ZM21 245H22V244H21ZM18 246H19V245H18ZM23 247H24V246H23ZM34 247H35V246H34ZM8 248H10V247H8ZM8 248H7V249H8ZM14 249L16 250V247H15ZM19 249H20V248H19ZM3 264H5V263H3ZM83 264H84V263H83Z\"/></svg>",
    "mask_w": 264,
    "mask_h": 264
}]
</instances>
